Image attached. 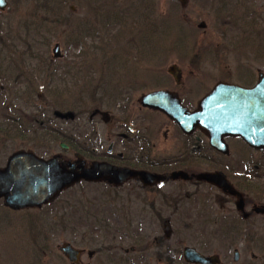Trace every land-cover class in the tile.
I'll return each mask as SVG.
<instances>
[{
	"label": "rangeland",
	"instance_id": "obj_1",
	"mask_svg": "<svg viewBox=\"0 0 264 264\" xmlns=\"http://www.w3.org/2000/svg\"><path fill=\"white\" fill-rule=\"evenodd\" d=\"M226 1L187 0L176 6L173 0H8L7 10L0 13V110L4 106L8 118L27 121L36 136L25 139L1 130L0 167L20 150L72 161V152L57 148L72 137L89 151L99 145L104 151L107 138L113 143L126 134L124 123L140 117L143 130L156 135L154 152L169 153L159 146L160 129L168 125L165 117L140 107L142 97L155 88L150 78L155 79L154 68L160 79H168L167 69L177 66L180 73L205 81L199 99L226 79L235 84L238 71H246L247 65L253 81L264 75V0ZM141 12L146 20L136 17ZM200 23L203 29L197 28ZM56 45L59 56L54 58ZM138 78L141 85L134 84L126 97L111 96L105 85L113 81L122 88ZM103 188L79 184L42 210L0 213V264H69L60 252L67 243L85 250L78 264H164L156 256L166 254L172 264H185V247L217 255L221 264H264L262 225L255 226V241L232 238L222 243L220 235L230 233H217L219 194L214 189L189 188L194 196L202 192L211 207L208 223L202 225L199 205L191 211L182 199L173 210L160 201L164 194L176 197L177 188L159 187L157 204L146 193L135 200L127 187L117 194ZM84 212L97 218L95 231L92 222L81 218ZM194 215L192 223L200 215V227L186 230ZM160 241L170 251L156 248Z\"/></svg>",
	"mask_w": 264,
	"mask_h": 264
},
{
	"label": "flooded vegetation",
	"instance_id": "obj_2",
	"mask_svg": "<svg viewBox=\"0 0 264 264\" xmlns=\"http://www.w3.org/2000/svg\"><path fill=\"white\" fill-rule=\"evenodd\" d=\"M153 76L155 79L152 76L150 78L155 83V88H151V92L164 91L173 94L180 106L189 113L196 111L201 99L206 96L205 94L199 99V95L206 90V83L203 80L193 79L184 74H180L179 79H174L172 76H169V79H160L155 74ZM138 81H140V78L131 79L122 89L132 93L136 89L134 84L141 85L137 83ZM253 85L254 83H251L245 88H252ZM140 107L146 111L145 113L158 114L160 118L162 117V114L158 111ZM164 120L168 125L160 129V131H163V134H161L163 144L159 146L164 148L163 151L169 149V153L154 152V148H158L156 135L152 137L154 133H151L150 130H143V127L139 125V122L142 124L140 117L130 125H122V130L129 132V135H127L129 138L124 137L129 142L136 141L133 144L132 153L94 156L90 164L92 162H107L119 168L136 169L150 176H157L156 179L159 180L158 183L162 186L168 185L171 188H181L184 192H186V187L189 186L196 188L203 186L214 189L219 194L216 203L218 216L225 221L232 219L231 217L234 216L243 223L244 229L250 232L247 234V238L256 239L248 227L250 225H264V215L252 213L255 207L259 205L264 207V151H254L240 138L232 136L222 137V147L218 151L210 146L206 134L200 129L194 128L188 134L184 133L173 120L166 117ZM144 127L148 128V126ZM136 150L140 152H136ZM177 172H183L189 178L185 179L179 176L173 181L172 175ZM205 173H221L228 184L232 186L235 194H223L220 190L196 179V176ZM152 180L146 176L143 183H150L146 187L149 192L158 193L156 187L159 185L154 187L151 183H155V181ZM139 186L143 188V185L140 184ZM239 200L244 203V212H241V215L235 209V205ZM179 203L176 202L173 205V210ZM244 214L247 215L248 219L245 218L247 220L243 219Z\"/></svg>",
	"mask_w": 264,
	"mask_h": 264
},
{
	"label": "water",
	"instance_id": "obj_3",
	"mask_svg": "<svg viewBox=\"0 0 264 264\" xmlns=\"http://www.w3.org/2000/svg\"><path fill=\"white\" fill-rule=\"evenodd\" d=\"M185 4L186 0H177ZM5 7L0 0V9ZM204 28V25H199ZM57 53V47L55 48ZM143 106L156 108L173 119L183 131H190L198 126L206 132L211 145L219 147L222 136L241 137L250 147L264 149V76H260L253 89L245 90L236 86L219 84L200 104V111L188 114L177 106L173 97L166 93H156L143 99ZM101 176H120L117 170L101 168ZM123 173V172H122ZM82 172L76 175L57 167L55 161L44 162L34 156L16 153L8 159L6 168L0 171V198L13 210L26 207L41 206L50 201L54 195L71 186L80 179L90 180ZM135 175V174H133ZM142 175L143 174H139ZM215 182L209 175L200 177ZM216 183V182H215ZM71 263H75L78 252L68 245L61 249ZM184 259L191 264H217L215 258L199 256L194 250L186 249Z\"/></svg>",
	"mask_w": 264,
	"mask_h": 264
},
{
	"label": "trees",
	"instance_id": "obj_4",
	"mask_svg": "<svg viewBox=\"0 0 264 264\" xmlns=\"http://www.w3.org/2000/svg\"><path fill=\"white\" fill-rule=\"evenodd\" d=\"M226 1V0H225ZM227 2V1H226ZM176 6H179L178 4H175ZM254 25H257L256 23H253ZM255 27V26H254ZM252 28V27H251ZM260 28V27H259ZM253 29H256V28H253ZM0 114H1V112H0ZM2 116L4 117V119L3 120H5L6 119V121H5V123H7L5 126H6V128H8V127H12V128H14V130H16V131H20L19 129H20V127H19V125H18V123L15 121V120H12V119H10V120H8L7 119V115H5L4 113L2 114ZM1 121V120H0ZM1 126V125H0ZM2 127V126H1ZM0 127V131L1 130H3L4 131V129H2ZM10 130H11V128H10Z\"/></svg>",
	"mask_w": 264,
	"mask_h": 264
}]
</instances>
